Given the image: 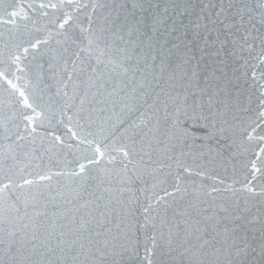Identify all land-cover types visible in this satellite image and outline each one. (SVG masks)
Wrapping results in <instances>:
<instances>
[{
  "label": "water",
  "instance_id": "1",
  "mask_svg": "<svg viewBox=\"0 0 264 264\" xmlns=\"http://www.w3.org/2000/svg\"><path fill=\"white\" fill-rule=\"evenodd\" d=\"M42 3L49 0H24L26 18H15V23L6 22V16L0 19V70L44 113L36 133L28 136L15 102L18 93L0 80V149L14 148L16 171L28 178L38 172H69L89 151L87 145L77 150V141L67 131L73 127L79 132V122L86 126L84 134H94L88 139L115 136L125 142L135 136L137 151L150 153L151 159L143 156L137 165L146 166L143 179L123 192L89 188L95 196L85 192L70 203L58 195H74L70 176L53 175L51 191L43 188L48 181L41 183L42 190L56 195L46 207H30L27 216L0 211V264H139L125 249L129 237L143 239L136 231L143 222L140 204L152 193L164 197L163 189L172 191L177 175L182 191L164 198L156 219L158 229L161 219L179 225L173 227L174 251L164 264H236L229 254L235 252L231 245L241 242L236 237L249 245L244 264H264V197L259 195L264 178L255 181V194L244 189L252 179L245 166L258 151L246 136L256 119L261 83L253 81L251 66L256 62L251 57L264 48V0H73L71 5L65 0L55 9L41 8ZM65 13L72 20L61 29ZM125 16L143 18L146 26L140 32L124 27L115 36L104 35L114 47L128 49L131 59L126 64L133 71L116 75L100 65L94 83L89 84L90 70L77 71L69 81L73 60L78 68L96 66L87 54L75 55L87 44L81 29L98 31L105 21H123ZM224 24L235 27L225 29ZM245 35L251 57L239 48ZM36 40L41 43L32 49ZM16 45L21 53L29 49L20 64L23 72L9 59ZM68 116L73 117L71 125ZM184 129L194 132V138L185 137ZM18 133L26 138L18 139ZM55 136L73 147H53ZM112 187L124 186L113 179ZM213 187L217 191L207 195ZM145 188L144 194L137 191ZM168 230L165 224V235Z\"/></svg>",
  "mask_w": 264,
  "mask_h": 264
},
{
  "label": "snow or ice",
  "instance_id": "2",
  "mask_svg": "<svg viewBox=\"0 0 264 264\" xmlns=\"http://www.w3.org/2000/svg\"><path fill=\"white\" fill-rule=\"evenodd\" d=\"M73 0H67V3L71 5ZM65 0H59V4L51 3L41 4V8L51 7L53 9L58 8L63 5ZM31 8L32 5H29ZM237 14H240L237 10ZM28 13L24 9V0H0V19H3L4 16L8 17V21L15 23V18L24 19ZM220 16L218 12L216 14ZM264 18V14H262ZM72 20V16L68 13H65L64 19L60 22L59 27L61 29L65 28L66 25H69ZM213 23H223V21L215 20ZM240 22L243 23V15L240 14ZM91 23V18H90ZM157 21L154 19L152 27H155ZM141 26L145 25V20L143 18H133L129 19L125 16L123 21H120L119 18L112 20L111 22L105 21V26L101 27L98 31H95L91 28H82L81 31L86 33L85 39L87 44L81 48L80 52L75 53L77 58L80 57L81 52L87 54L88 60L91 61L95 59L96 66L88 63L86 67H77L76 61H72V71L68 72V80L71 81L73 74L79 71L80 73H87L90 70L89 75V84L94 83L93 76L99 70L98 66L103 65L105 69L110 72H115L116 75L127 74L133 69L129 68L126 64V61L131 59V53L127 48H120L118 46L114 47L113 44H109L105 33L111 32L113 36L117 32L121 31L124 27H128L130 32L135 29L137 32H140ZM235 27L234 24H224L225 29H230ZM143 35V33H140ZM123 39V37H119ZM248 35L243 37V44L239 45L241 51H248L249 56L251 57V45H247ZM41 41L36 40L35 43H31L30 47L32 49H37ZM221 44L224 41H220ZM236 44V41H233ZM264 43V42H262ZM207 44V40H205ZM17 52L15 54L9 52V59L13 65L16 66L17 70L23 72L24 69L20 67L22 58H26V54L29 49L24 48L23 52L19 51V45L15 46ZM255 60V64L251 66L252 69V78L254 82H261L258 84L259 88V97L258 105L256 112V119L253 120L248 127L251 128V131L247 132L246 139L248 142H255V147L258 148V151H253V157L248 160V163L245 167L249 170V175L252 177L251 180H248L244 185L246 192L255 194V181L260 178H264V132H257V129H264V68L260 66L264 65V48L261 49L255 57H251ZM84 61H81V64H84ZM247 63V61L245 62ZM67 69V62H66ZM19 79V77H18ZM0 80H6L10 88L13 90V93H18V98L16 103L21 108V116L25 121L24 130L28 132V136H32L36 133L35 125L41 123V118L44 116L43 111H37L39 105L36 104L34 98H32L26 91L21 90L17 84H14L11 80L7 79V73L4 70H0ZM83 103V101H82ZM31 112V115L28 112ZM64 115V113H62ZM143 115V114H142ZM68 122L71 125L73 122V117L68 116ZM83 127L79 122H76V128L81 129L79 132L73 130V127H67V131L71 134L70 138L77 141L76 149L79 150L80 145H87L88 154L82 155L80 158L74 161L75 168L66 173H36V178H28L23 174H18L16 171L18 167V159L14 148L11 146L7 149H0V211L5 209L14 210L17 215H20L21 212L25 216L28 215V209L36 208L38 206H47V203L51 200L56 199V195H49L41 188V183L48 181V184H44V189H49L51 191V180L53 175H65L70 176L73 184L75 185L71 188V193L74 194L69 199L65 197L62 191L58 192V195L61 198L68 199L70 203H75V201L82 198V193H88L89 196H95V191H89V188L92 189H102L106 192L120 191L130 189L131 186L137 181L142 180L143 175L145 174V169L137 167L143 163V156H148L151 159V155L148 152L137 151V141L135 136L128 138L125 142H119L115 136L104 137L101 140L97 139H88L89 136H94L92 132L84 134ZM133 127H139V125H133ZM51 136L52 134L49 133ZM147 135V133H145ZM183 135L185 137L192 136L194 138V132H189L187 129H184ZM17 138L20 140L25 139L26 137L17 134ZM34 139V138H33ZM55 144L67 147L71 149L73 146L71 144H64L60 136L54 137ZM140 156L141 159L137 160L136 157ZM8 161H12L11 164H8ZM132 165V168L129 167ZM178 167H183L177 162ZM171 167V165H168ZM157 169H153V174ZM183 171L192 174L190 168L184 167ZM23 169H19V173H22ZM197 175H204L202 172L196 173ZM31 175V173H29ZM113 179H116L119 184L123 185L122 188L113 189L112 182ZM6 181V182H5ZM146 183V182H145ZM160 183H164L163 180ZM181 179L177 175L176 183L173 186L172 191L163 189L164 197L159 196L155 193L148 195L146 197L147 203H141L140 208L142 209L143 222L139 224L136 228L137 233L143 236V239H140V236L133 241L129 237V244L125 251H128L130 256L137 260L139 264H164V258L171 256L174 251L173 248V227L179 228V225L173 226L170 221L161 219L160 228L156 224V219L158 218V210L162 202H164L165 197H174L176 194L182 191L180 187ZM108 185L107 188L104 185ZM153 188L156 185H152ZM141 194H144L148 191L147 188L137 190ZM215 187L211 188L210 192L207 195H211L216 192ZM259 195L264 197V187L260 188ZM99 199V197H97ZM155 200V204L153 203ZM11 201V203H9ZM137 202L139 200L137 199ZM88 201H86L84 206H87ZM22 206V207H21ZM153 213H157V216H154ZM239 219V217H236ZM168 224V233L165 235L163 231V226ZM151 233V234H149ZM237 240H240V243H233L231 248L235 249V252H230V255H233L236 259V264H244V258L249 254V245L243 241V238L236 237ZM254 251V250H253ZM261 256L264 258V244L261 245Z\"/></svg>",
  "mask_w": 264,
  "mask_h": 264
}]
</instances>
